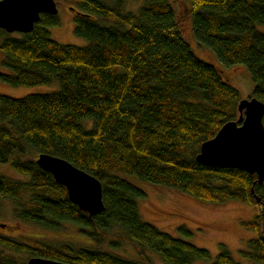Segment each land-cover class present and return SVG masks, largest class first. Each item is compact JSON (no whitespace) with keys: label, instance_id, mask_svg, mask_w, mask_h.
I'll list each match as a JSON object with an SVG mask.
<instances>
[{"label":"trees","instance_id":"16d2710c","mask_svg":"<svg viewBox=\"0 0 264 264\" xmlns=\"http://www.w3.org/2000/svg\"><path fill=\"white\" fill-rule=\"evenodd\" d=\"M55 1L74 8V33L87 45L53 40L48 28L59 24L56 14L41 13L27 33L0 28L2 64L10 69L0 72V81L10 86L60 83L49 93L0 94V163L10 162L27 178L0 174V197L15 199L16 219L49 230L72 223L96 248L1 234L0 246L70 264H153L150 254L168 264L210 260L207 249L141 218L137 201L145 193L132 181L172 187L203 202L232 199L263 209L264 180L258 183L256 174L205 166L195 158L202 142L238 119L240 91L195 54L169 0H144L137 13L124 11L123 0ZM188 1L196 42L224 66L243 65L254 84L247 98L264 102V31L256 27L264 25V0ZM39 153L60 156L95 176L103 211L93 216L80 211L65 187L36 164ZM261 221L256 214L244 222L256 233L240 251L252 264H264ZM178 231L192 235L185 226ZM108 237L113 248L132 242L137 258L98 249ZM0 264L25 262L1 249ZM210 264L235 261L222 248Z\"/></svg>","mask_w":264,"mask_h":264},{"label":"rangeland","instance_id":"374dc122","mask_svg":"<svg viewBox=\"0 0 264 264\" xmlns=\"http://www.w3.org/2000/svg\"><path fill=\"white\" fill-rule=\"evenodd\" d=\"M112 4L114 0H102ZM144 0H123L124 11L137 13ZM173 6L182 34L190 43L195 54L207 63H212L221 72L223 79L240 91L241 98H247L254 84L247 69L243 65L235 64L224 66L213 52L204 45H199L192 33L191 19L188 12V0H169ZM72 5V4H71ZM70 5L59 2L57 4V18L59 24L48 28L50 37L62 44L85 46L88 41L74 33L75 13L70 10ZM257 29L264 31V25L258 24ZM4 52L0 50V72H9L2 64ZM60 89L58 80H53L44 85L10 86L0 81V94L11 97H22L32 93H49ZM0 174L9 178L26 180V176L15 171L10 162L0 163ZM134 178L133 175H124ZM126 178V179H127ZM137 179V178H136ZM133 179L134 185L142 189L144 197L137 201L138 210L143 220L150 222L159 229L178 238L186 239L196 246L208 250L210 260H195L193 264H210L217 253L226 249L233 257L235 264H252L241 256L240 251L246 247L248 240L254 238L256 233L245 227L244 222L253 219L256 214H261V231L264 232V216L262 208L256 204L244 203L236 200H226L221 203H209L197 200L172 187L156 186ZM128 180V179H127ZM129 181V180H128ZM16 202L8 196L0 197V234L12 239H27L28 242L41 241L47 244H70L76 248H93L96 246L90 238L80 232V228L72 223H62L58 228L49 230L35 223L22 221L14 217ZM180 226H185L191 231L190 237H184L178 231ZM107 238L101 242L98 249L114 251L127 259L137 258L135 245L130 241H123L116 248L109 246ZM5 253L14 254L18 260H28L32 257L22 252L8 251V247H1ZM153 264L161 263L155 254H150Z\"/></svg>","mask_w":264,"mask_h":264},{"label":"water","instance_id":"95a60500","mask_svg":"<svg viewBox=\"0 0 264 264\" xmlns=\"http://www.w3.org/2000/svg\"><path fill=\"white\" fill-rule=\"evenodd\" d=\"M69 8L74 10L71 6ZM57 10L55 0H0V28L9 33H27L33 29L41 13L55 15ZM237 108L238 119L225 122L214 137L202 142L195 158L205 166L238 168L256 174L257 182L261 183L264 180V102L255 97L242 98ZM34 160L65 187L68 199L80 211L89 216L103 211L102 186L95 176L60 156L39 153ZM262 213L264 216V207ZM25 264L70 263L32 256Z\"/></svg>","mask_w":264,"mask_h":264}]
</instances>
